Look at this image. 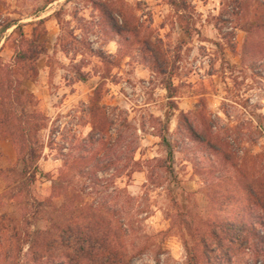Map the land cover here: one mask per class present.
<instances>
[{
  "label": "rangeland",
  "instance_id": "1",
  "mask_svg": "<svg viewBox=\"0 0 264 264\" xmlns=\"http://www.w3.org/2000/svg\"><path fill=\"white\" fill-rule=\"evenodd\" d=\"M246 4L239 11L232 0H188L187 10L171 0H0V68L29 50L31 40L45 48L32 61L34 79L22 87L34 94L46 124L40 132L46 176L33 195L62 201L53 196L51 179L63 163L48 147L50 133L60 127L69 141L88 136L84 109L98 91L118 124L127 116L139 149L122 177H113L115 170L102 175L113 182L102 194L91 178L72 177L69 200L79 187L84 211L103 213L102 235L133 264H191L206 226L232 216L227 204L242 196L237 180L244 166L258 173L260 161L243 164L244 158L264 154V59L257 76L244 54L251 36L261 40L264 31H247L254 12ZM2 109L0 94V116ZM0 140L16 152L13 162L0 154L1 197L22 166L3 125ZM23 200L0 198V214L21 218ZM228 249L236 252L233 264L251 257L247 241Z\"/></svg>",
  "mask_w": 264,
  "mask_h": 264
},
{
  "label": "trees",
  "instance_id": "2",
  "mask_svg": "<svg viewBox=\"0 0 264 264\" xmlns=\"http://www.w3.org/2000/svg\"><path fill=\"white\" fill-rule=\"evenodd\" d=\"M171 1L180 10L188 9V0ZM232 1L234 10L245 9V0ZM246 9L254 12L247 31L254 34L264 31V0H253L246 4ZM39 21L41 23L43 19ZM33 37H36L35 29ZM27 44L29 50H19L9 68H0L3 107L0 125L14 143L22 166L18 180L9 185L0 198L12 201L24 198L25 201L21 218L8 212L0 214V264H23L29 258L33 264H133L131 258L115 249L109 236L102 235L103 213L98 214L96 210L85 212L81 206V189H74L77 193L72 201L67 189L70 179L75 176L91 178L101 189V194L108 191L113 182L102 175L111 170H115L113 177L116 178L125 174V162L135 161L140 136L135 131H127L130 128L127 116H119V124L116 118H112L107 106L100 103V93L96 91L84 109L92 124L88 136H75L69 141L60 132V127L53 128L50 133L48 147L57 150L63 163L59 176L51 179L53 196H62V201L56 202L53 197L37 199L33 195V186L39 177L46 176L40 166L46 147L40 139V132L46 124L45 118L34 107V94L22 91V87L24 80L34 79L38 67L32 61L40 53L39 49L45 48L39 45L38 40ZM245 49V56L253 60V72L260 75L256 69L260 58L264 59V38L259 40L251 36ZM10 121L12 124L7 126ZM113 130L117 132L116 138L111 135ZM126 132L131 133L128 144L124 142ZM209 146L220 151L212 144ZM247 155L243 164L248 159L259 160L260 168L255 170L258 173L244 166L243 176L237 180L242 196L237 193L227 204L232 206V216L206 226V235H202L200 250L197 248L199 252L191 257V264H233L236 252L233 254L228 247L242 246L245 241L251 252L246 264H264V154ZM169 158L170 162L174 160L172 151ZM7 173H12V170ZM41 221L46 225L36 228L35 225Z\"/></svg>",
  "mask_w": 264,
  "mask_h": 264
},
{
  "label": "crops",
  "instance_id": "3",
  "mask_svg": "<svg viewBox=\"0 0 264 264\" xmlns=\"http://www.w3.org/2000/svg\"><path fill=\"white\" fill-rule=\"evenodd\" d=\"M3 154L7 162H13L16 158V152L13 144L9 140H0V154Z\"/></svg>",
  "mask_w": 264,
  "mask_h": 264
}]
</instances>
